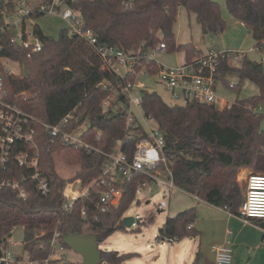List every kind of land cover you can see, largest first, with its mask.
<instances>
[{"label": "trees", "instance_id": "1", "mask_svg": "<svg viewBox=\"0 0 264 264\" xmlns=\"http://www.w3.org/2000/svg\"><path fill=\"white\" fill-rule=\"evenodd\" d=\"M66 1L80 10L84 28L97 36L98 48L119 45L132 54L138 50L146 53L164 43L166 52L181 51L185 61L199 56L200 52L192 44L175 43L173 27L180 9L195 14L204 36L219 34L225 29L220 7L213 0ZM224 2L228 13L249 30L258 50L264 49V0ZM125 3H129V8L124 7ZM13 7L8 5L7 12H12ZM41 16L31 14L29 18ZM32 32L40 40L42 49L27 57L28 50L11 44L13 35L7 27L0 31V59L16 63L20 68L17 75L7 74L0 63L5 101L36 120L62 129L88 123L81 138L100 152L77 145L50 144L44 129L38 127L40 167L49 181V194H39L31 184L26 185L29 195L25 200L18 199L9 189L0 190V244L7 245L13 230L23 228L26 231L24 251L29 260L42 263L52 253L49 241L55 231L62 236L71 231L80 235L95 234L98 244L116 230L125 231L122 219L136 197V190L131 184L125 185L119 203L105 213L95 209L98 194L93 190L86 198L77 200L71 210L64 211L66 182L55 170V158L66 155L72 159L68 165L79 169L71 182L80 181L81 187L100 175L103 154L112 152L116 141L123 138L120 86L126 79L102 70L101 61L93 49L67 28L60 30L57 38L46 36L37 25L32 27ZM233 63L223 61L222 75L238 76L239 83L233 89L236 92L244 80L249 81L258 90L256 96L237 99L230 108L219 110L206 105H169L158 94L145 88L140 91V106L164 135L163 152L172 167L175 187L237 216L243 198L236 182L237 172L248 169L264 175V131L259 128L262 115L258 111L264 105V67L246 56L240 58L239 65ZM104 84L108 86L104 87ZM113 91L119 92L118 100L102 113L100 104ZM116 105L118 109L114 108ZM70 113L72 117L65 123L64 119ZM84 114L85 120L77 124ZM134 145L132 141L124 142L120 149L130 157ZM10 169L11 172L0 173V177L10 178L23 172L14 165ZM195 220L194 207L168 217L157 238L194 239L198 236L193 227ZM252 225L264 227V223L257 221ZM62 236L61 245L67 248ZM100 253L101 263L107 264H124L134 256L115 251ZM48 264L78 263L54 259ZM192 264H201L200 252L196 253Z\"/></svg>", "mask_w": 264, "mask_h": 264}, {"label": "built area", "instance_id": "2", "mask_svg": "<svg viewBox=\"0 0 264 264\" xmlns=\"http://www.w3.org/2000/svg\"><path fill=\"white\" fill-rule=\"evenodd\" d=\"M75 1L71 0V2ZM124 7L129 8V3H125ZM15 13L19 16L18 22L2 25L0 31L7 27L13 35L11 44L28 50L27 57L40 52L42 44L32 30L25 29V19L31 14L54 16L64 21L72 34L77 35L93 49L101 61L102 70L119 79H126V82L120 86L123 102H121L119 113L123 119V138L116 141V148L112 152L103 154L104 162L97 178L91 180L85 187H81L80 181H76L75 183L79 184L78 189H74V184H68L64 188V211L71 210L77 200L86 198L90 190H93L98 194L95 209L105 213L110 207L119 203L125 192L124 186L127 184L134 186L136 195L138 191L148 195L154 190L163 189L170 198L177 188L173 183L172 171L168 169L169 163L163 152L164 135L155 121L145 115L141 109L140 91L146 86L140 80L148 78L161 84L168 92L172 105L184 107L196 104L213 106L222 110L230 108L233 104L228 105L227 101L218 96V89L233 90L236 83L227 81L226 76L222 75L221 64L224 60L235 62L243 55L238 52L228 53L211 49L189 61L184 60L176 66L165 67L154 58L158 53L166 52L164 43L157 44L146 53L138 50L133 54L127 53L119 45L98 48L96 34L84 28L80 10L71 7L66 0H41L34 8H26L25 4H21ZM17 25L21 26L18 31ZM10 63L13 66L4 68V72L17 75L14 72L15 65L18 64L11 61ZM114 94L115 91L101 102L102 113L116 104L119 92L116 91L115 97ZM5 98L6 92L3 90L0 78V173L11 172L12 165L23 172L10 178L0 177V190L9 189L15 192L18 199L25 200L29 195L26 185L31 184L39 194L43 196L49 194L50 184L40 167L41 147L38 127L44 129L50 144L58 142L77 145L88 151L99 152L81 138L84 131L88 129V124L68 129L51 126L24 113L14 104L6 102ZM117 107L119 108L118 105L114 108L118 109ZM72 113L66 116L65 123L72 117ZM80 129L82 132L78 134ZM131 141L135 143L134 151L132 156L128 157L120 147L124 142ZM244 183L245 192L238 215L227 214L229 217L241 219L245 224L256 221L264 223V175L248 173ZM158 208L163 211L168 208V202L162 201L158 204ZM81 215H85L84 210L81 211ZM256 227L264 234V227ZM61 236L59 232H54L49 241L52 253L42 263L31 261L28 256L24 259L13 255L8 251L7 245L0 244V264H48L49 260L65 259L56 253L57 249L62 247ZM231 237V232L227 230L223 243L211 247L215 264L231 263L233 255ZM155 239L167 246L178 242L176 237L160 239L156 237ZM262 243L264 245V241Z\"/></svg>", "mask_w": 264, "mask_h": 264}, {"label": "rangeland", "instance_id": "3", "mask_svg": "<svg viewBox=\"0 0 264 264\" xmlns=\"http://www.w3.org/2000/svg\"><path fill=\"white\" fill-rule=\"evenodd\" d=\"M213 1L220 7L222 19L225 22L224 31L219 34L204 36L200 26L196 22L195 14L181 9L173 27L176 45L192 44L198 47L203 54L211 49L228 53L238 52L246 56L250 61L262 64L264 67V49L258 50L249 30L228 13L224 0ZM40 2L41 0H0V12L3 15L0 19V28L9 22H18L19 16L15 13V10L20 8L21 4H25L26 8H34ZM11 4L14 6L13 11L7 12V7ZM24 25L27 31H31L32 27L37 25L46 36L53 38L58 37L60 30L67 28L66 23L60 18L48 15H43L37 19L26 18ZM20 27L16 26L17 31ZM154 58L161 65L172 67L184 62V53L181 51L160 52ZM239 60L233 64L239 65ZM0 63L3 69L13 66L10 61L4 58L0 59ZM14 73H20L18 65H15ZM226 78L227 81L232 83H239L237 75L227 76ZM140 81L146 86L147 90L155 92L166 104L172 105L168 92L161 84L148 78ZM217 94L227 101L228 105H231L237 99L241 100L256 96L258 90L249 81L244 80L240 84L239 91L219 88ZM116 95L115 91L114 97ZM259 109L262 115L259 128L261 131H264V105L260 106ZM81 132L82 129L77 133ZM71 160L66 155L56 157L55 170L66 182L65 188L68 184H74V189H78L79 184L72 183L71 180L74 179L79 168L75 165L69 166L68 161ZM168 169L172 171L170 164L168 165ZM248 173H252V171L243 169L236 174V182L242 190V196L245 192L244 178ZM195 199L194 196H190L177 189L173 191L170 198H168L167 193L163 189L154 190L148 195H144L141 191H138L124 217L135 221L138 220L139 222H135L131 227L125 228V231L116 230L111 233L104 241L98 244V250L103 252L115 251L119 254L138 253L140 255V257L132 256V260L124 262V264H190L197 252H200L202 255V264H214L211 247L222 244L225 232L228 230L232 234L231 248L233 255L230 264H264V245L261 241L262 236H264L263 232L252 224H245L237 217L227 216V218L231 219L230 224L227 225L223 223L224 220H220L214 224L215 228L212 227V230L216 233H211V237H202L200 240L184 238L170 246L163 244L162 241H157L155 238L159 234V230L167 217L175 216L189 208H197L201 202ZM162 201L168 202V208L163 209V211L158 208V204ZM237 235L241 236V241L246 246L241 241L237 242ZM7 240V249L11 254L24 259L27 258V254L24 251L26 231L23 228H15ZM56 253L59 256H63L66 260L78 264L81 263L80 256L68 248L60 247ZM174 254L178 256L174 257ZM101 264L107 263L102 262Z\"/></svg>", "mask_w": 264, "mask_h": 264}, {"label": "water", "instance_id": "4", "mask_svg": "<svg viewBox=\"0 0 264 264\" xmlns=\"http://www.w3.org/2000/svg\"><path fill=\"white\" fill-rule=\"evenodd\" d=\"M24 71H26L25 67ZM85 118L86 115H82L77 124H82ZM135 222L139 221L128 217L122 219V224L125 228L131 227ZM62 241L68 249L80 256V264H101V253L98 250L97 236L95 234L80 235L71 231L62 236Z\"/></svg>", "mask_w": 264, "mask_h": 264}, {"label": "crops", "instance_id": "5", "mask_svg": "<svg viewBox=\"0 0 264 264\" xmlns=\"http://www.w3.org/2000/svg\"><path fill=\"white\" fill-rule=\"evenodd\" d=\"M238 23H240L242 26H244L241 22H238ZM194 47L197 51L200 52V54H203V52L200 51L198 49V47H196V46H194ZM194 199H195V197H194ZM195 200H197V199H195ZM200 202L201 203L198 204L197 208L194 207L195 210L196 209L198 210V215H197V210H196V220L193 224L194 229L198 232V236L196 238H194V240H196V239L200 240L202 237H211L212 236L211 233H216L212 230V227L215 228L214 224L218 223L220 220L221 221L224 220L223 223H225L226 225L230 224V222H231V219L227 218L228 215L224 210L217 208V207H214V206H211V205H209L203 201H200ZM170 217H173V216H170ZM262 238H263V236H262ZM262 238H261V241H262ZM224 239H225V235H224ZM236 240H237V242H240L242 240L241 236L237 235ZM241 242L244 246H246L243 243V241H241ZM134 256L140 257V255L138 253H136V254L134 253ZM177 256H178L177 254H174V257H177ZM130 260H132V258L126 260L125 262L130 261ZM193 260H194V258L192 259L190 264H192ZM201 261H202V255H201Z\"/></svg>", "mask_w": 264, "mask_h": 264}]
</instances>
